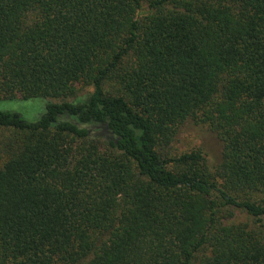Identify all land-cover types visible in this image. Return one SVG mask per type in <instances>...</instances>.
<instances>
[{"label": "trees", "instance_id": "trees-1", "mask_svg": "<svg viewBox=\"0 0 264 264\" xmlns=\"http://www.w3.org/2000/svg\"><path fill=\"white\" fill-rule=\"evenodd\" d=\"M18 99L47 106L0 111V264H264V0H0ZM190 121L221 163L172 150Z\"/></svg>", "mask_w": 264, "mask_h": 264}, {"label": "rangeland", "instance_id": "rangeland-1", "mask_svg": "<svg viewBox=\"0 0 264 264\" xmlns=\"http://www.w3.org/2000/svg\"><path fill=\"white\" fill-rule=\"evenodd\" d=\"M46 106L47 101L44 99L0 101V111L20 114L29 123H37L45 114ZM193 149L203 151L211 166H216L222 162L223 145L218 136L207 126L190 121L180 130L175 143L172 145V150L176 153H182ZM260 197L264 198V195ZM235 221L239 223L248 222L247 218L242 215H238Z\"/></svg>", "mask_w": 264, "mask_h": 264}]
</instances>
